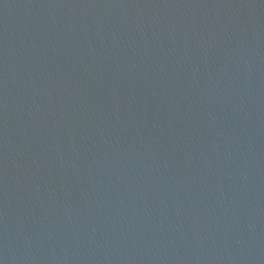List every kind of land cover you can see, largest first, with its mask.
<instances>
[{
  "label": "water",
  "instance_id": "1",
  "mask_svg": "<svg viewBox=\"0 0 264 264\" xmlns=\"http://www.w3.org/2000/svg\"><path fill=\"white\" fill-rule=\"evenodd\" d=\"M0 264H264V0H0Z\"/></svg>",
  "mask_w": 264,
  "mask_h": 264
}]
</instances>
